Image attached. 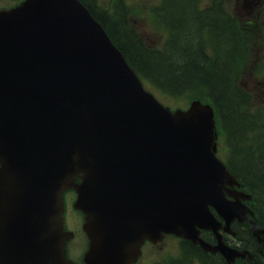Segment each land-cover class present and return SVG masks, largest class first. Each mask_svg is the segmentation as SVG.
Masks as SVG:
<instances>
[{
	"label": "water",
	"instance_id": "water-1",
	"mask_svg": "<svg viewBox=\"0 0 264 264\" xmlns=\"http://www.w3.org/2000/svg\"><path fill=\"white\" fill-rule=\"evenodd\" d=\"M73 112L78 132L62 124L52 133L51 117ZM61 132L69 139L51 144ZM215 136L208 104L171 113L145 92L78 0L1 10L0 264H70L61 193L79 173L87 264H130L150 221L192 238V227L219 226L208 206L243 219L239 196H224L237 183L214 157ZM252 228L264 246V231Z\"/></svg>",
	"mask_w": 264,
	"mask_h": 264
},
{
	"label": "trees",
	"instance_id": "trees-1",
	"mask_svg": "<svg viewBox=\"0 0 264 264\" xmlns=\"http://www.w3.org/2000/svg\"><path fill=\"white\" fill-rule=\"evenodd\" d=\"M81 1L143 79L175 98L185 95L211 103L233 148L230 169L256 194V211L264 226V144L255 146L250 136L251 130L260 129L261 124H249L262 123L264 110L252 111V98L240 85L249 41L227 14L223 2L214 1L211 8L201 9V0H162L153 14L167 35L157 49L147 45L129 25L128 10L122 1L112 14L97 0ZM201 255L207 264L215 261ZM258 259L264 264L263 257Z\"/></svg>",
	"mask_w": 264,
	"mask_h": 264
},
{
	"label": "rangeland",
	"instance_id": "rangeland-1",
	"mask_svg": "<svg viewBox=\"0 0 264 264\" xmlns=\"http://www.w3.org/2000/svg\"><path fill=\"white\" fill-rule=\"evenodd\" d=\"M6 0H0V8L5 4ZM101 5L107 8L112 0H98ZM160 0H123L129 9V22L132 27L138 32L140 38L151 47H160L164 41V30L159 28L153 18L151 17V8ZM210 0H204V5ZM229 4L227 9L231 11L241 21H252V46L257 48V52L251 53L249 58L242 66V70L247 69V74L242 78L241 85L250 92L252 101L256 106H264V0H226ZM248 36V35H246ZM243 75V74H242ZM148 85L150 87H148ZM146 87V86H145ZM147 87L153 91L157 97L169 108H187L189 105V97L172 98L161 93L153 85L147 83ZM146 87V88H147ZM192 100H195L192 98ZM263 121V122H262ZM262 123L254 122L251 125H260V129L256 131L251 130V138H254L255 146L260 147L264 144V115L261 120ZM259 137L260 140L257 138ZM257 138V140H256ZM218 155L228 164L229 158L226 155V147L223 139L218 136L217 139ZM254 148V147H253ZM240 166V165H239ZM243 171V166L239 167ZM171 246L165 245L162 252L157 255H162Z\"/></svg>",
	"mask_w": 264,
	"mask_h": 264
},
{
	"label": "flooded vegetation",
	"instance_id": "flooded-vegetation-1",
	"mask_svg": "<svg viewBox=\"0 0 264 264\" xmlns=\"http://www.w3.org/2000/svg\"><path fill=\"white\" fill-rule=\"evenodd\" d=\"M66 224L75 228V235L67 245V254L76 264H82V257L85 252L86 241L78 229L79 216L76 213H72ZM232 230L236 232L237 237L235 236L233 238L231 236H226V239L231 247L240 252L247 251V253L244 254L242 258L237 259V261H235L233 264H263L262 260L258 259V256L264 258V251L262 246L257 243L256 239L252 236L250 232V225L245 221H234L232 223ZM200 253H202L208 259L215 260L212 262V264H227L219 253L210 255L204 252ZM255 256H257V259ZM200 264H207V260H205L203 256L200 260Z\"/></svg>",
	"mask_w": 264,
	"mask_h": 264
}]
</instances>
